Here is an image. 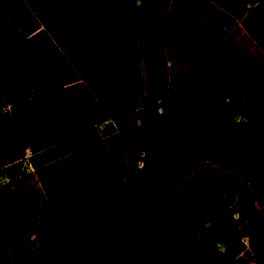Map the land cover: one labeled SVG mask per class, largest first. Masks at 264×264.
Listing matches in <instances>:
<instances>
[{
    "label": "rangeland",
    "instance_id": "obj_1",
    "mask_svg": "<svg viewBox=\"0 0 264 264\" xmlns=\"http://www.w3.org/2000/svg\"><path fill=\"white\" fill-rule=\"evenodd\" d=\"M124 1L137 37L140 94L126 132H118L110 121L96 126L123 183L48 200L27 159L3 168L0 258L13 257L21 264H194L193 255L236 249L241 243L242 258L232 264H264V139L258 128L264 82L241 77L229 85L208 141L195 138L191 90L197 65L224 34L256 57L257 48L241 35L240 18L247 4L257 0L221 10L213 6L218 0H169L161 31L166 79L158 94L149 89L142 38L143 24L158 0ZM206 29L210 31L204 34ZM0 64L28 82L48 118L29 153L36 144L53 145L88 127L3 9ZM7 108L0 102V127ZM31 197L39 204L37 217L20 224L16 209ZM207 227L214 229L221 248L199 249L196 236ZM61 232L69 246L60 235L50 239ZM60 244L64 252L57 251Z\"/></svg>",
    "mask_w": 264,
    "mask_h": 264
},
{
    "label": "trees",
    "instance_id": "obj_2",
    "mask_svg": "<svg viewBox=\"0 0 264 264\" xmlns=\"http://www.w3.org/2000/svg\"><path fill=\"white\" fill-rule=\"evenodd\" d=\"M241 0H220L232 6ZM169 0H158L157 9L143 24V43L149 57V89L158 94L166 79L161 31ZM0 8L65 88L88 127L41 151L27 162L48 200L68 193L114 189L122 173L96 126L110 121L127 131L136 111L141 74L137 37L131 9L124 0H0ZM240 25L257 48L250 55L231 35H224L197 65L192 83L195 128L199 141L215 134V115L222 110L224 91L237 78L264 82V0H257L240 19ZM260 60V61H259ZM0 102L9 106L0 127V171L21 160L32 139L48 123L33 98L28 82L0 64ZM264 139V114L258 123ZM39 204L35 198L16 209L18 223L33 222ZM62 234V235H61ZM65 233L50 234V239ZM242 250L213 251L191 256L194 264H231ZM0 264H21L1 258Z\"/></svg>",
    "mask_w": 264,
    "mask_h": 264
},
{
    "label": "crops",
    "instance_id": "obj_3",
    "mask_svg": "<svg viewBox=\"0 0 264 264\" xmlns=\"http://www.w3.org/2000/svg\"><path fill=\"white\" fill-rule=\"evenodd\" d=\"M223 5H225V6H228V7H230L229 5H226V4H223V3H221L220 2V0H218V2L216 1V2H213V6L215 7V8H218V9H223ZM247 6H250V4H247ZM169 7V6H168ZM1 9V8H0ZM245 10L243 11V15L245 14ZM6 14V13H5ZM7 15V14H6ZM243 15H241V17L243 16ZM8 16V15H7ZM8 18H9V16H8ZM10 19V18H9ZM165 19V18H164ZM241 19V18H240ZM10 21H11V19H10ZM12 22V21H11ZM163 25H164V21H163ZM241 26V25H240ZM163 27V26H162ZM241 29V35H243L244 37H247V39H249L248 38V36L245 34V32L243 31V29L242 28H240ZM209 29H206L204 32V34H206V33H209ZM203 34V35H204ZM224 35H226V34H224ZM43 62V61H42ZM44 64V63H43ZM45 65V64H44ZM46 66V65H45ZM48 69V68H47ZM49 70V69H48ZM52 74V73H51ZM54 77V76H53ZM57 81V80H56ZM58 82V81H57ZM32 90V89H31ZM40 133L41 132H39L33 139H32V141H31V143L33 142V141H35V139H36V137H38L39 135H40ZM30 143V144H31ZM30 146V145H29ZM29 146L27 147V149H26V155L24 156V158H22L21 160H18V161H16V162H14L12 165H14L15 163H19V162H21V161H23V159H28V157L31 155V154H33V153H36V152H38V151H41V150H43V149H45V148H47V147H49V146H51V145H48V146H45V147H41V148H39L40 147V145H38V144H36V146L32 149V152H30L29 153ZM30 167H31V169H32V171L34 172V169H35V166H31L30 165ZM257 170H258V168H257ZM256 170V171H257ZM36 177V176H35ZM37 180V179H36ZM37 183H38V181H37ZM101 190H104V189H101ZM83 192H85V191H83ZM35 198V197H34ZM28 200V199H27ZM21 207V206H20ZM207 228H209V227H207ZM204 229H206V228H204ZM203 229V230H204ZM203 230L201 231V232H199L198 234H197V236H196V242H198L199 240L202 242V244H204L203 242H204V240H207V239H209V238H212V237H215L213 234H205L204 232H203ZM245 245V244H244ZM243 248V247H242ZM6 258V257H5ZM9 258H13V257H9ZM242 258V256H241V251L237 254V255H235V256H233V257H231V264H232V262L233 261H239V259H241ZM1 259V258H0Z\"/></svg>",
    "mask_w": 264,
    "mask_h": 264
},
{
    "label": "water",
    "instance_id": "obj_4",
    "mask_svg": "<svg viewBox=\"0 0 264 264\" xmlns=\"http://www.w3.org/2000/svg\"><path fill=\"white\" fill-rule=\"evenodd\" d=\"M203 232L205 234H213L215 236V232H214V229L212 227L210 228H206L203 230ZM204 244H202V242L199 240L197 242V245L199 247L200 250L202 251H211V250H214L215 248H221L222 246L216 241V238L215 237H212V238H209L207 240H204L203 242Z\"/></svg>",
    "mask_w": 264,
    "mask_h": 264
},
{
    "label": "flooded vegetation",
    "instance_id": "obj_5",
    "mask_svg": "<svg viewBox=\"0 0 264 264\" xmlns=\"http://www.w3.org/2000/svg\"><path fill=\"white\" fill-rule=\"evenodd\" d=\"M63 245L62 244H60V245H58V247H57V251H59V252H64L65 250H64V248L65 247H62Z\"/></svg>",
    "mask_w": 264,
    "mask_h": 264
},
{
    "label": "built area",
    "instance_id": "obj_6",
    "mask_svg": "<svg viewBox=\"0 0 264 264\" xmlns=\"http://www.w3.org/2000/svg\"><path fill=\"white\" fill-rule=\"evenodd\" d=\"M7 110L9 111V108H7Z\"/></svg>",
    "mask_w": 264,
    "mask_h": 264
}]
</instances>
